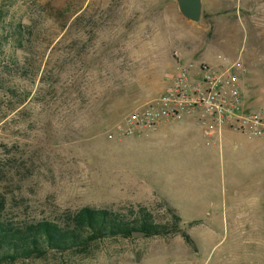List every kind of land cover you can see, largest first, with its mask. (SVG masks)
Returning a JSON list of instances; mask_svg holds the SVG:
<instances>
[{
    "label": "rangeland",
    "instance_id": "374dc122",
    "mask_svg": "<svg viewBox=\"0 0 264 264\" xmlns=\"http://www.w3.org/2000/svg\"><path fill=\"white\" fill-rule=\"evenodd\" d=\"M219 56L241 60L246 100L264 102V0H204L199 22L177 0H0V220L69 226L90 208L165 227L13 264H264L255 139L225 132L210 154L198 138L161 170L146 155L156 130H123L179 62Z\"/></svg>",
    "mask_w": 264,
    "mask_h": 264
},
{
    "label": "built area",
    "instance_id": "2783aa9c",
    "mask_svg": "<svg viewBox=\"0 0 264 264\" xmlns=\"http://www.w3.org/2000/svg\"><path fill=\"white\" fill-rule=\"evenodd\" d=\"M246 71L241 60L225 56L217 63L179 62L165 92L129 114L123 130L142 136L165 123L194 120L208 146L220 145L227 130L249 139L264 138V102L246 100Z\"/></svg>",
    "mask_w": 264,
    "mask_h": 264
},
{
    "label": "trees",
    "instance_id": "16d2710c",
    "mask_svg": "<svg viewBox=\"0 0 264 264\" xmlns=\"http://www.w3.org/2000/svg\"><path fill=\"white\" fill-rule=\"evenodd\" d=\"M73 218V224L69 226L42 221L16 227L0 220V264L41 259L51 251L86 249L92 241L105 237L130 236L135 231L150 237L160 235L165 230V227L154 224L148 214L130 224L112 216L108 210L85 208Z\"/></svg>",
    "mask_w": 264,
    "mask_h": 264
},
{
    "label": "crops",
    "instance_id": "0c3cea01",
    "mask_svg": "<svg viewBox=\"0 0 264 264\" xmlns=\"http://www.w3.org/2000/svg\"><path fill=\"white\" fill-rule=\"evenodd\" d=\"M187 61H191V60H187ZM201 131L202 130L194 120H187L185 122H180V123L169 122L162 124L157 128L156 133L152 137V146L153 145L155 146L151 148L148 147L146 150L147 158L148 157L151 158V156L155 155L156 154L155 150L157 149V156L160 158L161 163L163 164L160 165L159 168L163 170L165 169L164 166L166 164V160L170 155L181 154L185 156L189 151L188 147L191 145H194L193 151L191 153L193 154L195 152V148L198 145V140H197L198 138L201 139V141L203 139V143L206 147L205 149L208 150L210 154H212L214 151L211 150V148L212 147L218 148L219 144L218 142H215L214 144L211 145V147L208 146L204 136L202 137ZM226 132L230 133L229 143L233 145L242 146L244 142L249 143V141H252L248 137L240 133H236L231 130H227ZM240 137H243L244 139L241 140ZM223 138L224 136L222 137L221 143L223 141ZM256 139L252 144L254 146L253 149L251 150V153L253 156V162L255 163V166H257L260 169L264 166V138H258L257 140ZM183 145L184 147H182Z\"/></svg>",
    "mask_w": 264,
    "mask_h": 264
},
{
    "label": "water",
    "instance_id": "95a60500",
    "mask_svg": "<svg viewBox=\"0 0 264 264\" xmlns=\"http://www.w3.org/2000/svg\"><path fill=\"white\" fill-rule=\"evenodd\" d=\"M180 12L184 17L193 21L199 22L203 14V0H177ZM134 237H143L144 234L140 231L133 232Z\"/></svg>",
    "mask_w": 264,
    "mask_h": 264
}]
</instances>
